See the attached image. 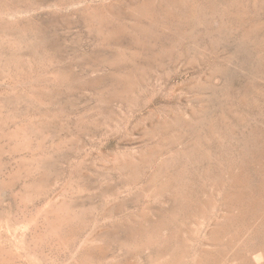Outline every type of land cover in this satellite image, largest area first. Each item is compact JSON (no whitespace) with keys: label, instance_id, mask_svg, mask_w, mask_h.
<instances>
[{"label":"rangeland","instance_id":"rangeland-1","mask_svg":"<svg viewBox=\"0 0 264 264\" xmlns=\"http://www.w3.org/2000/svg\"><path fill=\"white\" fill-rule=\"evenodd\" d=\"M0 264H264V0H0Z\"/></svg>","mask_w":264,"mask_h":264}]
</instances>
